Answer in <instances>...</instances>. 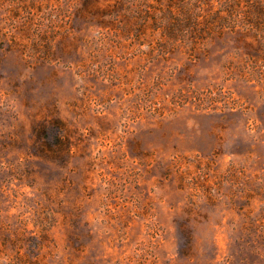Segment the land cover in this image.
<instances>
[{"label": "rangeland", "instance_id": "rangeland-1", "mask_svg": "<svg viewBox=\"0 0 264 264\" xmlns=\"http://www.w3.org/2000/svg\"><path fill=\"white\" fill-rule=\"evenodd\" d=\"M0 264H264V0H0Z\"/></svg>", "mask_w": 264, "mask_h": 264}, {"label": "trees", "instance_id": "trees-1", "mask_svg": "<svg viewBox=\"0 0 264 264\" xmlns=\"http://www.w3.org/2000/svg\"><path fill=\"white\" fill-rule=\"evenodd\" d=\"M194 20H195V19H194ZM192 23L195 25V21L192 22ZM195 40H196V39H195ZM198 45H200V44L198 43V41H194V47H195L194 49H195V50H197L196 47H197Z\"/></svg>", "mask_w": 264, "mask_h": 264}]
</instances>
